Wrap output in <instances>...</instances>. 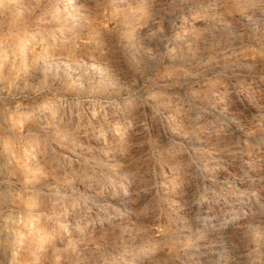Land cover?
<instances>
[{
    "label": "rangeland",
    "instance_id": "rangeland-1",
    "mask_svg": "<svg viewBox=\"0 0 264 264\" xmlns=\"http://www.w3.org/2000/svg\"><path fill=\"white\" fill-rule=\"evenodd\" d=\"M0 264H264V0H0Z\"/></svg>",
    "mask_w": 264,
    "mask_h": 264
},
{
    "label": "bare ground",
    "instance_id": "bare-ground-1",
    "mask_svg": "<svg viewBox=\"0 0 264 264\" xmlns=\"http://www.w3.org/2000/svg\"><path fill=\"white\" fill-rule=\"evenodd\" d=\"M13 57H14V56H13ZM6 235H7V234H6ZM15 246H16V245H15ZM11 248H12V247H11ZM11 248H10V249H11ZM9 253H10V251H9ZM13 259H14V258H13ZM13 261H14V260H13Z\"/></svg>",
    "mask_w": 264,
    "mask_h": 264
}]
</instances>
